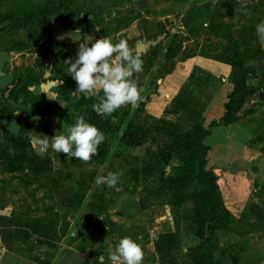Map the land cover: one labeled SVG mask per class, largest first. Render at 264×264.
<instances>
[{"label":"rangeland","instance_id":"1","mask_svg":"<svg viewBox=\"0 0 264 264\" xmlns=\"http://www.w3.org/2000/svg\"><path fill=\"white\" fill-rule=\"evenodd\" d=\"M42 1L0 0V14L13 5L27 11L30 9L28 6ZM68 1V13L83 9L82 3L85 2L79 1L78 5L77 0ZM112 7L115 8L110 11L114 12L111 19L96 16L92 20L95 27L91 43L100 37H109L113 43L124 39L136 52L135 46L140 41L144 44V51L139 53L143 60V71L133 76L142 89L138 107H121L111 116L110 124L120 129L128 121L144 123L148 116L175 121L174 115L172 118L169 112L176 108L178 128L186 131L202 119L207 101L214 92L217 94L214 103H219V85L229 81L230 67L226 72L221 71L224 73L221 75L219 69L216 72L209 71L211 65L205 70V63H199V66L185 59L200 56L197 57L199 60L221 62L217 58L231 57L235 51L243 58V64L250 73L249 84L255 78L254 86L262 90L260 100H243L240 107L245 110L242 122L248 123L256 136L262 134L259 143H252L258 152V159H262L264 44L257 36L256 26L264 23V0H148V4L141 8H146L144 15L137 12L138 16L135 17L138 19L132 22L136 29L135 35L119 31L130 23L132 17L128 15L129 11L118 8L117 3ZM108 8L103 6L99 12H106ZM245 11L249 14H245ZM57 15L62 14L59 12ZM44 27L43 24H26L20 28L13 26L6 30L0 29V51L5 50L8 54L12 52V57L20 53L15 63L11 60L1 66V70H11L13 80L19 79L28 84L44 79L72 78L68 66L64 64L71 56L67 51L65 56V50L60 53L65 46L66 50L72 48L71 44L52 41ZM252 29L255 30L254 37L250 42H244L242 34ZM41 43L45 45L42 47ZM44 59H47V64H42ZM175 68L184 72V78L178 79L177 91L166 104V112L164 110L159 115H151L147 109L150 100L162 93L160 84L164 87L167 85L162 79L163 75ZM222 76H225V80H222ZM3 80L0 78V85ZM58 83L60 81L56 85ZM75 90L71 88V92ZM181 101L184 107L180 106ZM72 106L68 108L69 112L73 111ZM9 111L12 117L0 114V124L19 138L21 145L18 150L26 152L27 156L21 168L14 171H8L5 159L0 158V213L10 216L12 220L4 227L12 249L33 256L38 264H42L39 261L55 264L65 248L76 251L84 249V260L88 264H97L99 255H104L105 264H110L108 250L114 248L120 239L129 237L143 249L142 264H195L188 250L197 243L193 235L196 228L193 198L199 190V184L196 179H192L180 189L172 188L171 180L178 161L171 159L166 165L159 162L155 150L158 140H146L138 146L125 147L117 143L116 131L105 136L104 153L93 157L91 163L80 162L75 157L70 159L51 148L40 155L30 143L33 133L51 138L61 131L67 134L70 125L59 119L55 126H49V121L45 120V126H40L41 122L36 123L38 110L23 106H10ZM192 111L200 112L201 117H189ZM75 113L85 116L81 105L75 108ZM247 165L253 173L255 167L250 163ZM109 172L122 173L116 187L97 186L96 177ZM220 176L223 177V173ZM255 179L250 178L241 195L228 186L220 191L222 205L232 217V209L241 206L238 219L245 222L238 231L240 235L250 231L264 233V190L250 195L252 185L257 182ZM161 232H170L178 239L179 249L170 258H160L151 251L150 238ZM246 242L251 245L250 241ZM230 243L235 242L229 238L224 241V244ZM0 244L4 247L1 241ZM242 245L243 248L247 246ZM234 246L229 250L232 258L238 252ZM256 248L262 254L264 239L259 241ZM186 249L187 253L184 251ZM221 262L232 264L227 257H221ZM0 264H3L1 260Z\"/></svg>","mask_w":264,"mask_h":264},{"label":"trees","instance_id":"2","mask_svg":"<svg viewBox=\"0 0 264 264\" xmlns=\"http://www.w3.org/2000/svg\"><path fill=\"white\" fill-rule=\"evenodd\" d=\"M68 3V0H43L38 4L28 6L30 9L27 11L13 5L6 12H3L4 14H0V29L6 30L13 26L20 28L26 24H43L45 25L44 28L48 30L47 21L52 19L54 15L59 12L62 15L69 14L66 11ZM208 25L209 23L206 27ZM254 33V29L246 30V34H242V40L250 42L254 37ZM48 37L47 35V39ZM66 49L64 55L66 56L67 51L68 55L73 59L74 48ZM217 60L228 64L230 67L229 82L232 89L227 93L226 101L223 103V114L219 117L218 121L211 120L207 127L202 126V119L200 118L197 123L193 124L186 131H180L178 128L177 122L179 116L176 108L170 110L171 114L175 117V121L162 117L148 116L147 121L144 123L128 121L118 129L110 124L111 116L98 115L93 111L92 105L98 102L96 99L86 98L83 94L79 93L74 103H69L71 78L69 79L68 77L60 79V83L54 88L57 97L64 103H67L64 106L57 104L55 100H47L43 93H33L26 83H22L23 81L21 82L19 79L12 80L11 86L1 88L0 92H6L5 97H3L4 101H10L15 105L28 106L31 109L38 110V113L41 115L48 114L52 117H59L70 126L74 125L78 116H83L75 113V108L81 105L85 114L83 117L87 123L97 127L105 136L117 131L116 141L125 147H135L146 140H158L159 143L155 150L159 162L166 165L171 159L178 161L171 180L172 188L180 189L181 186L192 179H196L199 184V190L193 198V219L196 225L193 235L197 238V243L188 250V254L191 255L195 264H223L221 257H230L229 250L234 244L221 245L215 242L214 233L218 230L226 229L234 218L222 205L220 191L224 184L246 185L249 179L246 177L238 179L233 177L239 176L241 173L247 174L243 170H237L232 173L223 168H206V155L209 148L204 143V138L209 134L213 126L219 124L228 125L237 119L236 112L240 109L244 96L257 92V97L260 100L263 94L259 88L250 87L246 84L245 81L250 77V73L243 64V58L235 53V51L231 57L221 56ZM4 103H1L0 114L12 117V112L9 111ZM70 106L73 107L72 112L68 111V107ZM180 106L184 107L182 101L180 102ZM248 111H251V109H248ZM198 113L192 111L189 117H201V113ZM249 132L251 136L247 143H259L262 134H259L258 137L252 129ZM18 139V137L13 136L12 132L0 124V158L5 159L8 171L19 170L21 163L27 157L26 152L18 150L21 145ZM103 145L104 143L99 146L98 155L94 157L104 153ZM221 173H223V177L220 176ZM255 180L257 182L252 185L253 188L250 191V195L264 190V183H260L257 179ZM11 221L10 216L0 214V241L4 244L3 246L6 250L17 253L8 244L6 231L4 230V227L9 225ZM151 244L154 253L160 258L170 256L179 249L178 239L170 232L155 234L151 238ZM234 247L238 251V255L237 259L232 261V264H249L246 257H244L243 249L237 246ZM185 251L187 253V249ZM17 254L28 256V254ZM39 262L44 264L42 261ZM79 264H88V261L84 260Z\"/></svg>","mask_w":264,"mask_h":264},{"label":"crops","instance_id":"3","mask_svg":"<svg viewBox=\"0 0 264 264\" xmlns=\"http://www.w3.org/2000/svg\"><path fill=\"white\" fill-rule=\"evenodd\" d=\"M78 1V2H77ZM76 2L78 5L80 4L79 1H85L83 2V9H76L72 10L69 14H64V15H54L52 19L47 21L48 25V34L52 41H63L65 45L71 44V46L74 48V57L73 60L76 58V53L79 47V43L84 42V38L86 36H91L94 38V29L95 27L93 24V19L96 16H102L104 17L105 20L111 19L112 15L114 12H110L114 10L111 6L113 4L117 3L118 8L125 9L128 12V15L132 18L129 19L130 23L126 25L122 30H119L121 32H127V34L130 35H135V26L132 24L135 20L138 18L135 17L138 16L137 12L141 13L144 15V6L148 4V0H77ZM203 2V1H202ZM103 6H108V11L106 12H99ZM98 7V8H97ZM92 8H96L95 10H92ZM141 9V10H139ZM100 14V15H99ZM134 15V17L132 16ZM79 28L81 30V40L73 34L72 38L70 37H65L63 40H58L57 37L71 33L75 29ZM119 31L117 33H119ZM100 37L99 39H101ZM92 39L88 40V43L90 44ZM45 44H41L40 46H44ZM63 48L60 50V53L65 50ZM3 51V52H2ZM0 51V78H4L3 83L0 85V88L3 87H10L12 83V72L11 70H1V66L7 65V61L10 62L11 60L16 62L17 55L20 53H15L14 56L12 57L11 54L12 52H9V54L5 51L2 50ZM37 53V52H36ZM33 57H36L33 56ZM197 57L200 56H193L188 59H185V61H192V64L199 65V63H205V68L207 69V66L211 65L212 68L209 71L216 72L219 69V74L224 75L223 72H226L229 68L228 64H224L221 62H216V61H203L199 60ZM202 58V57H201ZM18 60V58H17ZM47 60V59H46ZM45 59L42 60V64H47V61ZM33 61V60H32ZM184 61V62H185ZM212 64H216L215 66ZM221 64V65H220ZM200 66V65H199ZM4 69V68H3ZM223 71V72H221ZM184 72L182 70H178L177 68L173 69L171 73L163 75L162 79L167 83L166 87H164L163 84H160L162 87V93L156 98H152L150 100V104L147 106L148 112L151 115H159L160 113L166 112L167 106L166 104L168 101L172 98V96L175 95L174 92H176V86L179 83V78L183 79L184 77ZM218 74V75H219ZM225 76H222V78ZM222 80H225L223 78ZM253 82L249 84L248 81H250V78L246 79V84L250 87H256V79H252ZM57 81L60 80H50V79H44L43 81L40 82H28L27 87L33 92V93H43L45 98L47 100H55L57 104L64 106L67 103H64L57 97L56 91H55V86ZM59 84V83H58ZM219 98L220 101L219 103H214V98H216V93L214 92L213 95L210 97V99L207 101L208 103L206 104L204 111L202 113V126L207 127L209 122L211 120L218 121L219 117L222 116L223 114V103L226 100V95L227 93L232 89V86L229 81H226L222 84L219 85ZM161 87L159 90H161ZM71 88H77V84L74 81L73 78L70 80V91H69V103L73 104L74 101L77 99L79 94L71 92ZM6 92H0V101L5 102L4 105L10 109V106L13 107H18L20 105H15L11 103L10 101H4L3 97H5ZM251 98V101H255L258 99L257 97V92H254L250 95L244 96L243 100H248ZM217 99V98H216ZM25 108H29L28 106H23ZM69 108V107H68ZM244 108L238 109L236 112V117L237 119L228 125H215L211 128L209 131V134L206 135L204 138V143L208 146V152L206 155V168H226L225 170H228L232 173L236 172L237 170H243L247 172L239 174V176H233L236 179L246 177L250 180V178H256L260 183H264V157L262 159H258V152L255 148H253V145L250 143H247L248 139L250 138V127L248 123L242 122V117L244 115ZM15 113V112H14ZM169 114L172 117V114L169 112ZM173 118V117H172ZM59 117H52L48 114H38L36 117V123L38 124L41 122L40 126H45L43 123L45 121H49V126H55L58 123ZM248 163L252 164L254 166V171L251 173L248 170ZM234 169V171H233ZM232 187L233 191H236L237 195H241L242 193L245 192L246 185H231L230 183L224 184L223 187ZM222 187V188H223ZM221 188V189H222ZM238 189V191H237ZM223 191V189H222ZM231 209V208H229ZM233 210V215L234 219L233 221L228 225L226 229H221L218 230L214 233V241L221 244V245H229V244H224V241L229 238L230 241L235 242V243H230V244H240L241 248L243 249V254L244 257H246L247 261L249 264H264V251L262 254L261 252H258L256 246H259V241L264 239V233H255L254 231L248 232L246 235H240L238 231L243 227L244 225L243 220L238 219L239 216V211L241 210V206H236ZM1 214V213H0ZM4 215V214H3ZM246 225V224H245ZM250 241L251 245L249 242ZM150 245H151V238H150ZM242 244H246L243 248ZM152 246V245H151ZM84 249H78L77 251L72 249V248H65L63 254L61 257L55 262V264H79L81 261H84L85 254H84ZM151 251H153L151 247ZM185 251V250H184ZM251 251L253 253H251ZM153 254L155 255L154 251ZM238 255V252H237ZM237 255L235 257H228V259H231V261L237 259ZM171 256H167L163 259L170 258ZM160 259V260H163ZM0 260L3 264H38L37 260L31 256H23L19 255L17 253L11 252L6 250L4 247L1 246L0 244Z\"/></svg>","mask_w":264,"mask_h":264},{"label":"clouds","instance_id":"4","mask_svg":"<svg viewBox=\"0 0 264 264\" xmlns=\"http://www.w3.org/2000/svg\"><path fill=\"white\" fill-rule=\"evenodd\" d=\"M245 14L249 13L245 11ZM256 32L260 42L264 44V23L256 26ZM73 34L81 40L79 28L57 39L63 40L67 36L73 40ZM89 39L93 38L86 36L84 42L79 43L74 60L69 58L64 61L68 66V73L77 84L74 92L82 93L86 98H95L98 102L92 105L93 111L106 117L112 116L121 107H138L142 89L133 76L143 71L140 54L124 39L113 43L111 38L103 37L91 44L88 43ZM104 141V133L87 123L83 116H78L74 125L67 128V134L61 131L48 138L34 132L30 139L31 146L40 155L51 148L70 159L78 158L83 163H91ZM121 175L119 172H109L107 175L97 176L95 183L97 186L115 188ZM107 259L110 264H142L144 252L133 239L124 237L114 248L108 250ZM96 260L97 264H105L104 255H99Z\"/></svg>","mask_w":264,"mask_h":264},{"label":"water","instance_id":"5","mask_svg":"<svg viewBox=\"0 0 264 264\" xmlns=\"http://www.w3.org/2000/svg\"><path fill=\"white\" fill-rule=\"evenodd\" d=\"M136 52L140 53L141 51H144V44H142L140 41L135 46ZM166 212L169 213L168 209H166ZM168 218L170 219V216L168 215Z\"/></svg>","mask_w":264,"mask_h":264}]
</instances>
